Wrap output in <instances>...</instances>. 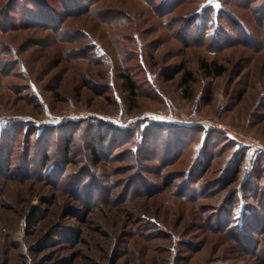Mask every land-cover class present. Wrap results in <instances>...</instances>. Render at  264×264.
Here are the masks:
<instances>
[{
  "label": "rangeland",
  "instance_id": "rangeland-1",
  "mask_svg": "<svg viewBox=\"0 0 264 264\" xmlns=\"http://www.w3.org/2000/svg\"><path fill=\"white\" fill-rule=\"evenodd\" d=\"M45 1L0 0V264H264V0Z\"/></svg>",
  "mask_w": 264,
  "mask_h": 264
},
{
  "label": "trees",
  "instance_id": "trees-1",
  "mask_svg": "<svg viewBox=\"0 0 264 264\" xmlns=\"http://www.w3.org/2000/svg\"><path fill=\"white\" fill-rule=\"evenodd\" d=\"M100 0H63V7L67 11L66 17H70L72 15L81 14L83 12L93 10V7L95 4H97ZM31 3L35 5L34 11L27 12V22L24 25H36L34 24L32 20H28L33 18L34 20L39 17L43 18L45 20V25L50 27V29H55L56 33L60 31L61 27V18L59 17L57 11L53 8V6L50 5L48 1L45 0H31ZM61 3V1H60ZM32 4V5H33ZM25 16V17H26ZM29 16V17H28ZM51 19L53 22H50ZM52 23V24H51ZM201 70L205 73V76L208 78L214 77L219 78L223 76L226 73V70L223 66L218 65L216 62L209 63L206 60L201 63ZM182 74V79L180 83V88L184 89V93H186L187 89H190V87L196 83V77L194 73L187 67V64H181L179 67H177L176 71L173 74L165 75L166 81H171L176 77L177 75ZM120 78L123 82V88L124 90L129 93L131 99H136L140 96V87L138 85L137 80L135 77H133V73L131 72H122L120 74ZM189 93V92H188ZM188 98L192 97V94H188ZM213 101V92L207 91L205 96V104L208 105ZM93 155L96 154V149L92 148ZM97 164L99 163L98 160H96ZM234 177L238 174V169L235 170Z\"/></svg>",
  "mask_w": 264,
  "mask_h": 264
}]
</instances>
